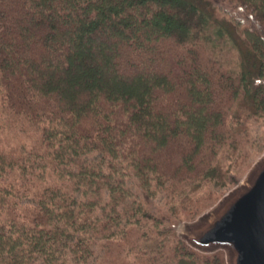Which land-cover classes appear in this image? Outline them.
Wrapping results in <instances>:
<instances>
[{"label":"trees","instance_id":"1","mask_svg":"<svg viewBox=\"0 0 264 264\" xmlns=\"http://www.w3.org/2000/svg\"><path fill=\"white\" fill-rule=\"evenodd\" d=\"M222 1L250 23L210 0H0V264H226L176 229L261 152L264 0Z\"/></svg>","mask_w":264,"mask_h":264},{"label":"water","instance_id":"2","mask_svg":"<svg viewBox=\"0 0 264 264\" xmlns=\"http://www.w3.org/2000/svg\"><path fill=\"white\" fill-rule=\"evenodd\" d=\"M179 236L203 252L223 249L228 264H264V153L237 186Z\"/></svg>","mask_w":264,"mask_h":264},{"label":"rangeland","instance_id":"3","mask_svg":"<svg viewBox=\"0 0 264 264\" xmlns=\"http://www.w3.org/2000/svg\"><path fill=\"white\" fill-rule=\"evenodd\" d=\"M212 2V5L215 6L222 15H229L231 17H234L236 18L237 20H239L242 24L243 23H250V20H248V17L246 16L245 12L240 9L235 3L233 2H228V1H215V0H210ZM241 24V25H242ZM97 41V39L95 40ZM87 46H85L86 48ZM129 48H132V45L131 47L128 46V47H123L122 50H126V49H129ZM168 51L165 50L163 52L164 55H167ZM105 54H108V55H111L113 56L114 52L112 51H109V52H106ZM139 59V58H138ZM137 75V76H140L142 74V72L138 69H133L132 72H131V75ZM264 116L263 117H253L252 116V119L250 120L249 124L251 125V132L253 134V138L254 140L256 141V145H257V148L261 150V152L253 159L251 165L246 169V171L243 172V174L238 178V181L234 184V185H231V184H226L224 185V188H223V193L222 195L211 205L209 206L208 208H206L205 210L209 209L210 207H212L213 205H215L217 203V201L221 198H223L226 193H228L231 189H233L235 186H237V184H239V182L242 181V179L245 177L246 173L250 170L251 166L261 157V155L264 153ZM204 210V211H205ZM203 211V212H204ZM203 212H201L199 215H201ZM199 215L196 216L194 219H198L199 218ZM193 219V220H194ZM186 221H191V220H186ZM182 222H185V221H182ZM183 225V223H178V225H176V229H177V233L179 232L181 226ZM179 235V233H178ZM180 237V236H179ZM181 238V237H180ZM182 239V238H181ZM184 240V239H183ZM185 241V240H184ZM186 242V241H185ZM187 243V242H186ZM188 244V243H187ZM189 245V244H188ZM191 246V245H189ZM192 247V246H191ZM194 248V247H192ZM195 249V248H194ZM198 250V249H196ZM219 250H222L224 251L223 249H219ZM200 251V250H198ZM217 251V250H216ZM203 252V251H201ZM215 252V251H213ZM204 253H211V252H204ZM224 257H225V260H226V264L227 263V258H226V253L224 251Z\"/></svg>","mask_w":264,"mask_h":264}]
</instances>
